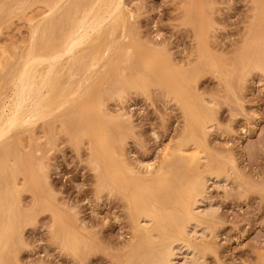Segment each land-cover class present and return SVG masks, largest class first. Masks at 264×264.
Returning a JSON list of instances; mask_svg holds the SVG:
<instances>
[{
  "label": "rangeland",
  "instance_id": "1",
  "mask_svg": "<svg viewBox=\"0 0 264 264\" xmlns=\"http://www.w3.org/2000/svg\"><path fill=\"white\" fill-rule=\"evenodd\" d=\"M55 1L0 0V101ZM124 11V30L117 18L113 34L108 22L95 34L100 42L94 36L75 51L89 57L82 68L70 69L67 55L57 63L53 82L78 72L84 83L60 111L50 106L49 117L26 125L13 104L15 122L0 133V264H149L161 246L149 237L158 224L146 232L133 221L158 208L179 225L207 229L191 241L200 258L175 264H264V0H124ZM43 34L33 45L46 56L63 41ZM190 152L200 161H186ZM117 175L135 199L117 191ZM200 177H209L201 208L212 217L186 213L180 201L201 192ZM166 188L179 190L178 199Z\"/></svg>",
  "mask_w": 264,
  "mask_h": 264
},
{
  "label": "bare ground",
  "instance_id": "2",
  "mask_svg": "<svg viewBox=\"0 0 264 264\" xmlns=\"http://www.w3.org/2000/svg\"><path fill=\"white\" fill-rule=\"evenodd\" d=\"M56 3L53 6V8L50 9V12L46 13L45 16L42 17V19L39 21V23L37 22V25L35 24V26L31 28V24H30V30L32 31L30 37L32 36L31 39H29V44L31 43V45L29 46V44L26 47L25 53L21 54L19 57V64L18 68L16 67V70L13 72L12 74V79H11V84H12V92L10 94L9 97H7V99H5V101L3 99H1V101L3 100L4 102L1 103L2 105H0V133L2 131L5 130V128L10 127L12 124H14L15 122V117L14 116V111H13V104L16 102V104H19L21 107L24 108L25 110V115H27V119L25 121L26 125H30L31 123L35 122V121H39V120H43L47 117H49L48 115L52 112L49 113V111L47 112L46 110H49L50 106H51V110L50 111H54V112H58L60 111V109L62 107H64V100L68 97L70 99L67 98V101L69 100V102L72 100L73 97H75L78 94V90L79 88H81V86L84 84H81L80 79L78 78V72H70L69 76L64 79L61 80L59 79V81L53 82V78L56 77V75L58 76V73L55 71V67H59V63L58 62H62V57L66 58L65 55L69 56L68 58H66V61L68 60V64L70 65V69L73 68H82V65L84 64V61L89 58L86 55H79L77 54L76 50H81L82 45L84 44L83 47H85V44L87 43L86 47L89 46L88 41L92 40L91 43H93L94 41L97 43V41L99 40L98 37L95 36V34H99V31L103 28L108 26L107 34H113L114 32V27L112 25V23L117 19V18H122V27L124 30V26L126 23V19H125V11H124V0H56ZM39 6V5H38ZM41 9V8H40ZM47 9V8H46ZM61 10V11H59ZM37 11V10H36ZM254 11V10H253ZM41 12V11H40ZM44 12V11H42ZM41 12V13H42ZM58 13V14H57ZM57 14V15H56ZM56 15V17H54ZM34 17V16H33ZM33 17H31L33 19ZM26 20H28L26 18ZM33 22V21H31ZM109 22V24L107 25V23ZM35 23V22H34ZM255 23V21H254ZM256 24V23H255ZM264 26V25H263ZM121 27V28H122ZM255 27V26H254ZM207 29V28H206ZM198 30H196L197 32ZM39 32L44 33L43 36H47L50 37L53 35V32H57L58 34V38L61 41H63L61 46L54 47L53 46V50H48V52L50 51V54L46 55V49H41L39 46V48L41 49L40 51L37 50V54L36 49H34V40H35V36L38 33L39 36ZM103 33V31H102ZM30 34V33H29ZM198 35V34H197ZM37 36V37H38ZM41 36V34H40ZM97 38V39H92V37ZM122 38V35H120ZM103 37V36H102ZM100 38V36H99ZM201 38V37H200ZM43 39V38H42ZM48 38H46V42ZM63 39V40H62ZM206 39V38H205ZM94 40V41H93ZM105 40H107L106 38H104V41L101 42L102 44V52H103V56L105 54V56L107 55L106 53L108 52L107 48H108V42L104 45ZM41 37H40V42H41ZM100 42V41H98ZM130 42V41H129ZM197 42V40H196ZM199 42V41H198ZM43 43V42H42ZM59 43V44H60ZM201 43V42H200ZM199 43V45H200ZM48 44V42H47ZM95 44V43H94ZM100 44V43H98ZM101 44L98 45L101 48ZM41 45V44H40ZM46 45V44H45ZM53 45V44H52ZM91 45V44H90ZM104 45V46H103ZM111 45V44H109ZM197 46V45H195ZM203 46V45H202ZM42 47V46H41ZM103 47L106 49H103ZM37 48V49H39ZM50 48V46L48 47ZM81 48V49H80ZM100 48H98L100 50ZM112 48V47H111ZM109 47V49H111ZM249 48V47H248ZM86 49V48H85ZM22 50V49H21ZM34 50V51H32ZM58 50V51H57ZM96 50V49H95ZM99 50H97L99 52ZM106 52H105V51ZM200 50V48H199ZM198 50V52H199ZM45 53H42L44 52ZM55 51V52H54ZM76 51V52H75ZM52 52V53H51ZM102 52H101V56H102ZM105 52V53H104ZM22 53V52H21ZM39 53L40 56H39ZM97 54L99 53H95L93 54L94 57H92L91 60H93L94 58L99 59V61L97 62L96 60V64H98L99 62H101L100 57H97ZM97 57V58H96ZM259 57V56H258ZM105 58V57H104ZM258 59V58H257ZM62 60V61H61ZM90 60V61H91ZM65 61V60H64ZM18 62V61H17ZM94 62V60H93ZM191 62V61H190ZM58 63V64H57ZM66 63V62H65ZM42 64H46V69H44L43 71H40V69H38L37 67L39 65ZM57 64V65H56ZM90 64V62H89ZM92 64V68L96 65L95 62L93 65ZM174 64V63H173ZM180 64V63H178ZM64 65V64H63ZM172 65V64H171ZM185 65V64H184ZM89 65H87L85 67L86 72H87V77H89L88 73H90V71H92L91 66L89 67L90 70L88 72L87 68ZM187 66V65H186ZM61 67V66H60ZM65 67V65H64ZM98 67V66H97ZM184 67V66H183ZM175 69V68H174ZM61 69V73H62ZM57 73L56 75H54L55 73ZM67 71V70H66ZM84 72V70H82ZM81 73V72H80ZM66 74V73H65ZM86 77V76H85ZM86 77V78H87ZM80 81H78V80ZM89 79V78H88ZM61 80V81H60ZM84 80V78H83ZM195 81V80H194ZM193 81V82H194ZM87 82V81H85ZM187 82V81H186ZM195 83V82H194ZM81 84V86H80ZM59 85H61L59 87ZM56 87L59 89H57L56 91ZM85 90V89H84ZM83 90V91H84ZM87 90V89H86ZM184 90V89H183ZM56 91V92H55ZM86 92V91H85ZM186 94V93H185ZM1 97V96H0ZM0 101V102H1ZM204 101V100H203ZM210 101V100H209ZM69 102H67L69 104ZM66 103V102H65ZM205 103V102H204ZM213 103V102H211ZM208 104V103H207ZM214 104V103H213ZM212 106V105H211ZM53 112V113H54ZM47 113H49L47 115ZM54 115V114H53ZM52 116V115H50ZM2 134V133H1ZM193 136V135H192ZM19 145V144H18ZM4 150H10L9 146L4 148ZM181 150V149H180ZM179 151V150H178ZM183 151V150H182ZM181 151V153H182ZM197 151V150H196ZM193 152V151H192ZM198 153H200L199 151H197ZM9 152H6L4 156H6ZM197 153V154H198ZM191 156L187 157L186 154L185 157H187L186 160L188 162L190 161H200L201 158H197L196 155H192L191 152L189 153ZM188 155V154H187ZM199 155V154H198ZM169 156V155H168ZM167 157V155H166ZM7 158V157H6ZM107 158L109 159V157L107 156ZM186 159V158H185ZM184 159V160H185ZM196 159V160H195ZM203 159V158H202ZM183 160V161H184ZM182 161V160H181ZM204 161V160H203ZM163 162V161H162ZM123 163V162H122ZM186 163V162H185ZM110 164V163H109ZM190 164V163H189ZM188 164V165H189ZM193 164V163H192ZM123 165V164H122ZM149 165V164H148ZM147 165V166H148ZM161 165V163H160ZM165 166V165H164ZM186 166V165H185ZM113 167V166H112ZM105 168V167H104ZM149 168V167H148ZM158 168V167H157ZM156 168V169H157ZM190 168V167H189ZM109 169V168H108ZM126 169V168H125ZM124 169V170H125ZM128 169V168H127ZM183 169V168H182ZM191 169V168H190ZM101 170V169H100ZM105 170V169H103ZM159 170V169H158ZM164 170V169H163ZM117 171V169H116ZM115 171V172H116ZM126 171V170H125ZM227 171V170H226ZM106 172V171H105ZM119 172V171H118ZM133 172V171H132ZM157 172V171H156ZM110 173V172H109ZM128 173V172H127ZM126 173V174H127ZM155 173V172H154ZM153 173V176H154ZM189 173V172H188ZM104 174V173H103ZM118 174V173H116ZM136 174V173H135ZM163 174V173H162ZM160 174V176L162 175ZM170 174V173H169ZM172 174V173H171ZM170 174V175H171ZM112 175V174H111ZM152 175V174H151ZM228 175V174H227ZM133 176V175H132ZM136 176V175H134ZM139 176V175H138ZM143 176V175H142ZM188 177L191 176L187 175ZM198 176V175H197ZM196 176V177H197ZM219 176V175H218ZM110 177V176H109ZM203 177V176H202ZM202 177H200L202 179ZM211 177V176H210ZM220 177H223L220 175ZM217 177V175H215V177L213 176L211 179L215 178L216 180L219 181L220 178ZM113 178V177H110ZM124 178V177H123ZM122 178V179H123ZM185 178V177H184ZM199 178V177H198ZM205 178V177H204ZM121 177L119 175L115 176V182L113 183V185H115L118 188V192L121 193L122 190L126 191L128 194V197L132 198H136L134 193V189L131 188L130 183H127V181L123 180L122 181ZM125 179V178H124ZM139 179V178H138ZM166 179V178H165ZM195 179V178H194ZM209 177H206L202 182V190L201 192L197 191V190H192L191 188V195L189 196V198H187L186 196L182 197V201L183 205H186V213H189L193 211L200 215V216H207V217H212L213 216V211L211 212V209H208L206 211L205 208H201L203 202L206 200V191L207 188L206 185L208 184V180ZM221 179V178H220ZM223 179V178H222ZM221 179V180H222ZM226 179V178H224ZM13 180V179H12ZM100 180V179H99ZM130 180V179H129ZM215 180V181H216ZM227 180V179H226ZM225 180V181H226ZM14 181V180H13ZM107 181V180H106ZM134 181V180H133ZM196 181V180H195ZM212 181V180H211ZM217 181V182H218ZM122 182V183H121ZM125 182V183H124ZM137 182L139 183V181L137 180ZM181 182V181H180ZM185 182V179H184ZM199 182V180H198ZM224 182V181H223ZM124 183V186L122 187L121 185ZM152 183V182H151ZM196 183V182H195ZM194 183V184H195ZM207 183V184H206ZM111 184V182H110ZM146 184V183H145ZM166 184V181H161L159 183H157L156 187H154L155 189H163L162 187ZM192 184V183H191ZM199 184V183H198ZM215 184V183H214ZM219 184V183H218ZM112 185V187H113ZM213 185V184H212ZM1 186V185H0ZM155 186V185H154ZM196 186V185H195ZM211 186V185H210ZM217 186V185H216ZM219 186V185H218ZM113 187V188H116ZM170 187V186H168ZM188 187V186H187ZM120 188V189H119ZM125 188V189H123ZM138 192H146V194L148 193V195L152 192L151 188L149 186H144L142 184H138L135 187ZM110 189V188H109ZM122 189V190H121ZM150 189L151 192H149L148 190ZM154 189V190H155ZM189 189V188H188ZM198 189V188H197ZM1 190V189H0ZM13 190V189H12ZM121 190V191H119ZM122 191V192H124ZM13 192V191H12ZM117 192V193H118ZM125 192V193H126ZM182 193V192H181ZM124 195V193H121ZM137 194V193H136ZM163 194V193H162ZM161 192L157 193V195H162ZM179 194V190L178 192L176 190H172L170 188H166L165 190V195L167 198L173 200V199H178V197L176 198V196H178ZM183 194H185L183 192ZM189 194V193H188ZM143 195V194H142ZM156 194H152V196H157ZM145 195H143L144 197ZM150 196V195H149ZM151 196V197H152ZM148 197V196H147ZM165 197V196H164ZM181 197V196H180ZM149 198V197H148ZM129 199V198H128ZM130 199V200H131ZM144 199L146 200V197H144ZM155 199V198H154ZM181 199V198H180ZM139 200V199H138ZM135 201V200H134ZM137 201V200H136ZM157 200H155L156 202ZM140 204V201H138ZM146 202L148 203L149 201L146 200ZM152 202V201H151ZM206 202V201H205ZM135 202H133L134 204ZM142 203V201H141ZM150 203V202H149ZM208 203V202H207ZM23 204V203H22ZM132 205V201L131 203H129ZM158 201H157V205H158ZM177 204V203H176ZM181 204V202H180ZM206 204V203H205ZM142 205V204H141ZM151 205V203L149 204ZM134 206H136V204H134ZM145 206V205H143ZM165 206V205H164ZM168 206V205H167ZM178 206V205H177ZM133 207V206H132ZM156 207V206H155ZM159 207V205H158ZM204 207V206H203ZM138 208V207H137ZM145 208V207H144ZM152 205L150 206V209H148L149 211L152 210ZM163 208V207H162ZM171 208V207H170ZM179 208V207H177ZM207 208H210L209 206ZM212 208V207H211ZM147 209V206H146ZM153 209H155L153 207ZM159 209V208H158ZM153 213L149 212V213H141V218L143 219V224L140 225L139 221H133V223L135 222V226L137 227V229L140 231L141 229H145L146 232H151L150 228L148 227V225L150 223L153 224V222H156V224H158V230L152 231V233H150V238L157 241L161 242V246L159 248H156L154 254H153V258L152 260L149 262V264H175V262L177 263L179 260V257L181 256L182 260L181 262L184 260L186 262L192 261L195 257L196 258H200V256L198 257L197 254V250L195 249V247L192 245L191 241L195 242L197 239V237L200 236V234L198 232L206 230V227L201 225L198 222H194L191 223L189 225L186 224H181L179 225L178 223H176L174 220H172V218L167 217L164 213ZM164 209V208H163ZM26 210V209H25ZM139 210V208H138ZM147 210V212H148ZM176 210V209H175ZM213 210V209H212ZM129 211V210H128ZM132 211V210H131ZM143 211V210H142ZM160 211V210H159ZM137 213V211H135ZM158 212V211H157ZM166 212V211H165ZM168 212V211H167ZM172 212V211H171ZM175 212V211H174ZM177 212V211H176ZM183 212V211H182ZM140 213V212H139ZM184 213V212H183ZM167 214V213H166ZM185 214V213H184ZM183 214V215H184ZM131 215V214H130ZM170 215V213H169ZM172 215V214H171ZM178 216V215H177ZM187 216V215H185ZM197 217V215H196ZM134 218V216H133ZM193 219V217H192ZM195 219V218H194ZM196 220V219H195ZM194 220V221H195ZM180 221V220H179ZM140 225V226H139ZM144 225V226H143ZM9 226V225H8ZM18 230V229H17ZM133 230V229H132ZM144 230V231H145ZM200 230V231H199ZM137 231V230H136ZM139 231H137V233H135L136 235L138 233H140ZM143 233H146L144 232ZM201 233V232H200ZM163 236H162V235ZM207 234V233H206ZM210 234V232H209ZM135 235V237L138 239V237ZM161 238H159L160 236ZM203 235V234H202ZM208 236V235H207ZM201 238H203V236H200ZM205 238V237H204ZM137 239H135V241H137ZM139 239L140 238V234H139ZM200 240V238H199ZM130 241V240H129ZM134 241V239H133ZM73 242V241H72ZM197 242V241H196ZM142 243V242H141ZM132 244V243H131ZM130 245V244H129ZM152 248V247H151ZM144 249V248H143ZM209 250V249H208ZM134 251V250H133ZM6 252V251H5ZM135 252V251H134ZM153 253V252H152ZM5 254V253H4ZM135 254V253H134ZM150 254V253H148ZM138 256V255H137ZM141 256V255H140ZM148 256V255H147ZM197 256V257H196ZM146 258V257H145ZM144 258V259H145ZM148 258V257H147ZM128 259V258H127ZM134 259V257H133ZM202 259V258H201ZM129 261V260H128ZM134 261V260H133ZM142 261V260H141ZM195 260H193L192 263H194ZM197 261V260H196ZM199 261V260H198ZM132 262V261H131ZM139 262V261H138ZM147 262V261H146ZM180 262V261H179ZM180 262V264H182ZM184 263V264H188V263ZM133 263V262H132ZM136 263V262H135ZM142 263V262H141ZM190 263V264H192ZM128 264V263H127ZM131 264V263H130ZM143 264V263H142ZM148 264V263H145Z\"/></svg>",
  "mask_w": 264,
  "mask_h": 264
}]
</instances>
